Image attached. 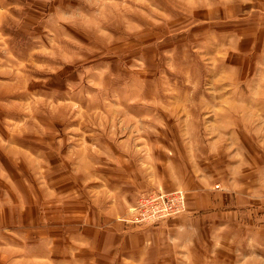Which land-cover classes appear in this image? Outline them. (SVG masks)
I'll list each match as a JSON object with an SVG mask.
<instances>
[{
    "label": "rangeland",
    "instance_id": "rangeland-1",
    "mask_svg": "<svg viewBox=\"0 0 264 264\" xmlns=\"http://www.w3.org/2000/svg\"><path fill=\"white\" fill-rule=\"evenodd\" d=\"M0 264H264V0H0Z\"/></svg>",
    "mask_w": 264,
    "mask_h": 264
},
{
    "label": "crops",
    "instance_id": "crops-1",
    "mask_svg": "<svg viewBox=\"0 0 264 264\" xmlns=\"http://www.w3.org/2000/svg\"><path fill=\"white\" fill-rule=\"evenodd\" d=\"M130 204H131V202L129 203L128 201H124L123 203L119 204L118 207L114 205V208L111 207L109 209H106L103 218L105 221L113 222V226L115 228V229H113V232H114L113 235L117 234V237L122 235V237H123L122 239L125 238L127 241L128 240L130 241V239H135V238L138 240V241L136 240L135 245H129V246H127V245L122 246L121 245V247L123 249H131V246H132L133 252L129 253L130 262L136 260V258L132 257V254H136L138 256L140 255L139 256L140 258L138 260L141 263H143L144 258L148 255V253L152 252L151 251L153 249L152 246H155V247L158 246L157 240L160 237H158L157 239H154L153 237H151L150 235H147V234L132 233V232L127 233V229L123 230V231L122 230L119 231V228L121 227V223L118 222L119 220L117 217L122 215V213H124L125 210L127 209V206L128 205L130 206ZM109 218H110V220H109ZM94 243H93V245H94ZM134 250H135V252H134ZM95 253H96V250L93 247L91 254H95ZM88 258H90V260H92V261L94 260V259H92V257H88Z\"/></svg>",
    "mask_w": 264,
    "mask_h": 264
},
{
    "label": "built area",
    "instance_id": "built-area-1",
    "mask_svg": "<svg viewBox=\"0 0 264 264\" xmlns=\"http://www.w3.org/2000/svg\"><path fill=\"white\" fill-rule=\"evenodd\" d=\"M179 195V194H178ZM155 198V200L157 201V205H162L164 207V201L166 200L165 197H163L162 195H157V196H153V195H143V201L138 199L137 201V205L141 207V211H140V216H142L143 218H148V217H158L160 215H162V213L160 211H163L162 208H155L154 205L151 203L152 199ZM160 198L161 201L159 200ZM181 200L180 196H173L168 198L169 200ZM143 204V205H142ZM136 205V206H137Z\"/></svg>",
    "mask_w": 264,
    "mask_h": 264
}]
</instances>
